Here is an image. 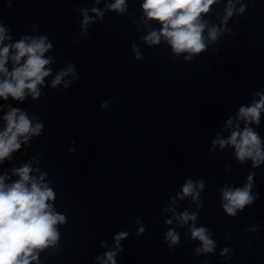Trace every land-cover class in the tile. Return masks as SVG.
<instances>
[{
    "label": "clouds",
    "instance_id": "obj_1",
    "mask_svg": "<svg viewBox=\"0 0 264 264\" xmlns=\"http://www.w3.org/2000/svg\"><path fill=\"white\" fill-rule=\"evenodd\" d=\"M100 2L101 0H94L97 5ZM218 2L219 0H143L141 4L143 16L140 23L148 25L150 21H155L160 27L146 29V35L142 36L141 40L148 47L158 46L163 40L171 48L170 59L187 53L185 60H192L196 55L205 52L208 45L217 43L225 32L231 33L232 30L227 27L228 20L234 15L239 16L247 8V4L241 0H227L221 24L215 25L204 17ZM12 3L13 0H7L8 7H11ZM78 11L82 19L79 22L80 35L76 43L80 42V38L89 35L91 25L103 22L106 12L124 15L128 11V3L126 0H114L112 3H105L103 9L95 6L79 7ZM36 27L38 25H34L33 30ZM9 33L8 26L0 20V98L3 101H8L10 97L20 103L28 97L33 101L39 100L45 95L42 88L49 86L45 81L46 77H52L50 81L52 89L60 86L61 91H66L80 79L76 65L70 61L63 68L53 72L51 66L56 63V59L45 54L52 52L54 45L46 34H25L15 42L5 43L13 40ZM131 47L134 58L143 60L138 46L132 43ZM9 64L10 67L7 66ZM255 95L259 99L254 100L251 106L239 107L235 120L240 123H234L233 117L226 120L225 128H233L231 134L227 138L217 135L211 141L209 149L210 153L216 154L217 146L221 151L231 147L234 149V158L241 165L251 161L252 169L264 165V139L252 126L260 124L261 112L264 111V94L256 92ZM110 103L111 101L105 100L100 106L106 109ZM6 106L7 111L2 116L3 126L0 128V164L20 150L22 145H28L33 137L41 136L44 129V124L36 114L30 116L24 109L13 107L10 103ZM74 151V148H69V152ZM34 163H39L35 157L28 163L13 168L12 175L18 179L10 183H6L10 180L7 174L0 175V264H32L33 261L39 264V255L42 251L50 246L58 248L60 232L57 225L67 223L66 215L54 208L56 192L50 183L44 182L47 173H40L38 167L34 169ZM228 168L229 165L225 164V169ZM34 171L39 175H32ZM255 176V171L250 172L247 182L242 187L225 185L220 189L222 211L227 216L235 218L238 212H243L246 206L254 204L259 198V193L252 191ZM204 189L203 180L185 178L180 191L175 193V197H169V206L164 209L165 212L173 214L165 220L166 225H172L175 221L177 227L187 226L184 235L190 241H199V246L194 248V253L198 257L215 255L217 248L212 231L196 223L204 205L202 199ZM186 198L190 206L178 212L173 206L178 207L177 201H184ZM191 205H195V210ZM135 223L139 224L140 219L137 218ZM258 230L259 225L251 229L252 232ZM145 231L146 229L141 227L137 235ZM128 236L129 233L125 231L114 236L115 249L104 254L106 259L103 264H117L118 253L124 251L120 241ZM180 241V232L174 228L166 231L165 244L169 250L178 246ZM229 253L231 249L225 247L220 255L225 259H231ZM95 259L100 261L101 257L97 256ZM203 264H207V260Z\"/></svg>",
    "mask_w": 264,
    "mask_h": 264
}]
</instances>
